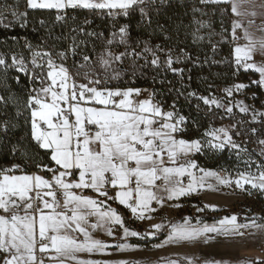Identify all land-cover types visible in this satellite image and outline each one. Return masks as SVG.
Returning a JSON list of instances; mask_svg holds the SVG:
<instances>
[{
    "label": "snow or ice",
    "instance_id": "1",
    "mask_svg": "<svg viewBox=\"0 0 264 264\" xmlns=\"http://www.w3.org/2000/svg\"><path fill=\"white\" fill-rule=\"evenodd\" d=\"M156 2L26 0V7L55 10L57 21L65 20L69 10H88L106 16L116 28L115 22L119 17L127 18L137 11L145 23L151 24L149 8ZM167 2L159 0L161 5ZM199 2L226 5L221 11H230L236 17L231 22L230 41L227 35L222 36L223 42L232 44L234 75L241 69L259 74V79H252L248 84L234 83L224 89L227 97L252 85L264 89V59L255 60L257 53L264 57V37L257 40L249 30L258 15L255 10L249 11V7H259L262 24L257 30L264 33V0H260L259 5L254 0ZM154 10L159 11L158 8ZM193 12L203 10L193 8ZM9 15L12 20H8ZM243 18H248L247 26ZM17 21L21 22V27L25 26L27 11H19L18 5H0V24L7 28ZM194 22L200 28L205 27L203 21L194 19ZM40 24L43 25L44 21L41 20ZM129 27L122 24L112 31L95 60L82 54L80 61H73L71 66L68 64L69 56H76L79 48L75 38L64 51L34 47L25 40L27 56L24 51L13 52L10 56L0 54V68L5 74L11 69L24 74L28 80L26 100L22 105L12 95L7 98L0 95V104H14L17 117L27 113L25 123L30 125L32 141L54 164L37 163L38 171L35 173L25 172L20 165L0 168V264H130L124 260L102 262L81 258V254L104 253L113 247L94 237L93 234L99 230L114 236L112 226L119 225L123 230L121 239L143 235L126 227L122 216L108 201L124 205L138 219H151L145 213L156 211L152 207L153 202L163 206L166 200L178 199L205 188L216 190L218 186L234 185L247 190L245 186L248 185L264 192V163H257L250 157L241 159L240 153L247 152V149L241 148L228 128H210L199 139H185L188 118L176 111L175 104L170 106L171 110H166L155 91L112 85L113 80L121 79L123 75V70L117 71L112 66L117 63L123 65L127 57L132 58L133 69L137 67L136 60L144 59L145 65L150 63L159 68L163 63L167 70L183 76L184 69L173 66L181 63V57L174 58L172 49L165 51L159 44L153 48L144 41L142 51L137 52L129 42ZM159 27L163 30L164 26ZM237 30H241L243 35H238ZM80 32L84 29L80 28ZM224 32L227 33L228 29ZM86 35L97 33L88 32ZM193 35L196 36L195 33ZM241 39L245 43H239ZM113 44L123 45L125 50L114 52ZM215 48L213 45V50ZM180 52L183 53V49ZM161 53L165 57L163 61ZM145 54L151 55L150 61ZM15 80L19 84L20 76L17 75ZM189 95L196 97L194 92ZM197 99L209 108L215 105L228 114L233 112L231 104H221L215 97L200 96ZM235 106L241 113L250 111V106L243 101ZM258 116L264 118V112L253 110L252 121L257 122ZM16 126L11 120L4 119L0 121V132L7 133ZM251 132L255 135L257 129L252 128ZM242 134L235 132L237 136ZM258 144L261 146L260 155L264 156V139H260ZM225 150H236L237 158L247 170L238 171L233 177L226 169L204 168L190 158L196 154ZM253 164L255 172L251 171ZM41 171L50 173L51 179L40 175ZM185 176L189 177L186 185ZM84 190H91L96 195H86ZM110 191L112 195H109ZM159 192L164 195H158ZM204 207L215 209L214 205ZM197 211L203 209L198 208ZM190 220V217H185L183 223L173 224L164 243L194 241L208 233L244 240L255 235L248 229L264 231V224H257L255 219L241 224L237 222L236 215L225 216L211 225L202 224L199 220L193 225ZM161 227V224L153 225L157 231ZM160 246L163 245H157ZM114 247L123 251L130 245L117 243ZM183 259L187 264H194L191 257ZM163 264H181V261L165 259ZM212 264L224 262L214 261ZM244 264H264V259H246Z\"/></svg>",
    "mask_w": 264,
    "mask_h": 264
},
{
    "label": "trees",
    "instance_id": "2",
    "mask_svg": "<svg viewBox=\"0 0 264 264\" xmlns=\"http://www.w3.org/2000/svg\"><path fill=\"white\" fill-rule=\"evenodd\" d=\"M4 4L13 7L18 5L19 11H27L28 22L23 27L20 26V21L14 22L7 28L0 24V54L10 56L13 52L24 51L27 56L28 53L24 44L21 43V38L30 42L34 47L40 46L53 52L67 50L75 38L79 48L76 56H69L68 64L71 66L73 61H80L82 54L90 55L95 60L96 56L104 49L111 32L122 24H128L131 34L129 42L133 48L143 49V42L147 41L153 48L159 44L165 50L172 49L174 58L181 57V63L173 66L183 68V76L167 70L163 64L159 68L153 67L150 63L145 65L144 59L136 60L137 67L133 69V60L131 57H127L123 65L117 63L112 66L117 71L123 70L121 79L113 80L112 85L141 89L151 88L158 93L157 98L164 103L166 110H171L170 106L175 104L176 111L188 118L187 130L184 133L185 139H199L210 128L222 126L228 128L234 138L243 139L249 145L258 144V141L264 138V123H253L244 117H241L240 121L235 120L234 115L229 116L222 110L208 108L202 100L197 99L200 96H208L210 93L221 94L222 91L218 90L220 86L224 87L240 82L249 83L250 80L255 79V73L250 70L245 72L241 69L238 74L234 75L230 42H223L216 39L215 36H210L209 39L204 37L202 41L196 38L199 33L209 34L207 28H200L194 22V19L198 20V17L213 23L216 30L220 28L221 23L228 27L232 14L230 11H221L227 7L226 5H204L200 4L199 0H168L167 3L161 5L157 0L156 4L149 8L151 24L145 23L137 11L127 18L119 17L115 22L116 28H113L114 22L109 18L88 10H69L65 20L57 21L55 10L28 9L26 0H0V5ZM157 8L159 11L154 10ZM193 8H200L203 12L194 13ZM12 19L9 15L8 20ZM41 20L44 21L43 25L40 24ZM85 21H90V23H85ZM159 25L164 26L163 30ZM80 28H83L84 32H80ZM73 29L76 31L73 32ZM88 32H94L97 35L88 36L86 35ZM100 33L103 35H99ZM194 33L196 36L193 35ZM137 41L140 43L137 44ZM213 45H216L215 50H213ZM114 49L119 52L125 50L123 45L117 46L116 44L112 46V50ZM181 49H183V53L180 52ZM145 55L150 61L151 55ZM133 72H135L134 75ZM17 75L20 76L19 84L15 80ZM27 85L28 80L24 74L11 69L5 74L0 68V95H4L6 98L12 95L22 105L26 100ZM247 89L245 91L248 94L252 91L261 94L263 91L255 85ZM193 92L196 93V97L189 95ZM16 110V106L12 103L0 104V121L8 119L17 125L15 128H10L7 133L0 132V168L9 166L15 160L25 167L28 163L33 166L37 163L54 166L45 151L39 149L32 141L30 125L25 123L27 113L17 117ZM236 119L238 118L236 117ZM232 125H236V127L232 128ZM252 128L257 129L255 135L251 132ZM237 131L243 134L237 136L235 135ZM227 151L197 154L192 159L204 168L231 171L235 164L228 156L230 154ZM116 210L124 222L129 225L128 213L122 208H116ZM229 213H235V211L201 215L199 218L204 222H215L220 220L221 216ZM137 232H140L139 228H137ZM167 233L168 229H163L158 235V240L162 241ZM135 243L140 244L141 242Z\"/></svg>",
    "mask_w": 264,
    "mask_h": 264
},
{
    "label": "rangeland",
    "instance_id": "3",
    "mask_svg": "<svg viewBox=\"0 0 264 264\" xmlns=\"http://www.w3.org/2000/svg\"><path fill=\"white\" fill-rule=\"evenodd\" d=\"M254 2L259 5L260 0H254ZM255 10L258 15L254 18L255 24L249 29L255 36L257 40L264 37V34L257 30V27L262 24V17L259 14L260 9L259 7L253 9L249 7V11ZM201 16V15H199ZM233 19H236V17L232 16L230 23L227 27L224 23H221V26L218 30L214 29L213 23H210L208 20H202L198 17V20L203 21L205 23V28H207V31L209 34H202L199 33L197 35L198 37H206L209 39L210 36H215L216 39L222 41V36L227 35L230 39V32H231V22ZM245 20V24L247 26V19L243 18ZM224 29H228V32L225 33ZM238 35H243L241 30H237ZM202 39H198L199 41ZM239 43L243 44L245 41L241 39ZM264 59L259 53L256 54L255 60L261 61ZM251 71V70H250ZM253 72V71H252ZM255 73V72H254ZM255 79H259V74L255 73ZM245 84H248V82H243ZM248 90V89H247ZM262 93L258 94L255 91H252L249 93V99L243 98L239 93H234L232 97H227L225 91H222L221 94H209L208 96L204 97H215L218 101H220L221 104L224 105H232L233 106V112L231 114H228L224 111L223 108H217L215 105H212L211 108H215L217 110L224 111L227 115L232 116L234 115L235 120L240 121L241 117H244L246 120L252 121V114L253 110L257 112H264V89H262ZM242 91H245L242 90ZM255 94V95H253ZM243 101L245 104L250 106V111L248 113H241L239 110V107H236L235 105L237 102ZM203 102V101H202ZM204 104V103H203ZM207 106V105H206ZM209 108V106H207ZM236 117L238 119H236ZM253 123H264V118L257 117V122ZM225 127V126H222ZM221 128V127H219ZM264 139V138H263ZM259 145V144H258ZM260 146V145H259ZM261 147V146H260ZM239 206H243V203ZM197 207H193L195 209ZM159 211H156L153 213L152 220L143 222L142 226H139V233L143 234L142 236H139L138 239H136L138 236H129L126 240L121 239L123 235V230L119 225H113V232L114 236H108L104 230H99L95 232L93 235L96 239H100L108 243L109 245H112L113 247H109L106 249L104 253H94L92 255L88 254H81L82 259H94V260H103L108 261V256H113L118 258L117 260H124L129 261L130 264H163V260L165 259H175L182 261L181 264H187V261L183 259L184 257H191L194 260V264H208L212 261H218L219 258L228 256L229 252H232L233 248L238 249L240 255H245L248 259H264V256H262L255 248L253 247H247V248H238L239 243L241 242L240 238L230 237V236H224V235H218L216 233H208L206 236L200 237L197 240L194 241H181V242H171L167 243V246L164 248H152L150 250L147 249L146 246H149L150 244L154 243L155 240H158V235L163 229H168V233L164 237L167 238L169 233L171 232V226L176 223H183V220L185 217H190V222L193 225L197 224V220H199L202 224L205 222L201 221L199 216L202 214L200 211L197 210H190L175 212L173 211V208L171 206L167 207L166 212L164 213H157ZM207 223V222H206ZM214 223V222H213ZM207 223V224H213ZM125 226L128 227L130 230L137 231V228H132V226L126 224L124 222ZM155 224H161L162 227L157 231L153 228V225ZM137 225H134L133 227H136ZM150 233H155V235H150ZM240 240V241H239ZM141 242L140 244H137L135 242ZM207 241V242H205ZM157 242H160L159 240ZM117 243H126L130 245L129 248L126 250L120 251L117 250L114 245ZM240 249V250H239ZM244 249V250H243ZM111 254V255H110ZM159 257L163 258L160 259H147L148 257ZM114 262V261H113Z\"/></svg>",
    "mask_w": 264,
    "mask_h": 264
},
{
    "label": "crops",
    "instance_id": "4",
    "mask_svg": "<svg viewBox=\"0 0 264 264\" xmlns=\"http://www.w3.org/2000/svg\"><path fill=\"white\" fill-rule=\"evenodd\" d=\"M194 156H197V154L194 155ZM194 156H192L190 158L192 159ZM199 166H201V165H199ZM214 170L219 171L218 169H214ZM221 174L223 175L224 173H221ZM197 175H200V173L197 172ZM183 180H184V183L186 185L188 183L189 177L185 176L183 178ZM77 191L79 192L80 190H77ZM84 194L90 195V196H95V193L92 192L91 190H84ZM112 194L113 193L110 191L109 195H112ZM158 195H164V193L159 192ZM245 197L246 196H245L244 193L239 192V191L230 190L228 186H218L216 190H211V189L205 188V189L199 190L198 192H195V193H192V194H189V195H186V196H182V197H180L178 199L166 200L165 203L163 204V206L153 202L152 207L155 208L156 211H159L157 213H161V214L166 212L167 207L171 206L173 208V211H175V212H180V211H185L186 212L187 210H190V208L195 211L198 208H201V209H203V211H200L202 213L200 215H207V214L214 215V214L222 213L223 211H232V210H234L235 213H229L228 215H225V216H231V215H236L237 216L239 214L238 211H237V207L244 202ZM183 203H187L188 204V208H183L181 206V204H183ZM108 204H110L111 207L114 208V209H116V208L124 209L129 215V217H128L129 223L132 221L133 217H135L137 219V221H138V224H137L136 227H133L130 224L132 226V228H138L139 226H142V224H143V222L145 220L146 221L152 220V218L151 219L145 218V220L144 219H138L137 216L134 215L131 212L130 209L126 208L124 205H120L118 202L108 201ZM177 205H179V206L177 207ZM205 205H214L215 209H213L211 207L205 208L204 207ZM193 207H197V208L193 209ZM156 211L147 212V213H145V216L153 217V213H155ZM225 216H221V218H223ZM215 222H217V221H215ZM207 223H211V222H207ZM209 225H211V224H209ZM247 231L254 232L255 235L254 236H250V237H246L244 240H241V242L238 245V248L242 249V248H247V247H250V248L253 247L262 256H264L259 251V248H258L259 245H264V231H258L256 229H248ZM138 238H139V236L136 239H138ZM237 238H239V237H237ZM166 239L167 238H165L162 241L158 242L159 244L163 245V246H160L158 248H164L165 246H167V243H164L166 241ZM146 247H147L148 250H150L152 248L153 249L157 248V246L156 247H152V248H150L148 246H146ZM232 250H233L232 252L228 253V256H225V258L221 257V258L218 259V261H222V262H224V264H244V261L246 259H248V258H246L245 255H240L238 249L233 248ZM108 257H109L108 261H112V262L113 261L114 262L118 261L117 260L118 258H116V257H113V256H108ZM147 259H149V260H152V259H160V260H162L163 258L151 257L150 256ZM99 261L103 262V260H99ZM212 262H214V261H212ZM212 262H210L208 264H212Z\"/></svg>",
    "mask_w": 264,
    "mask_h": 264
},
{
    "label": "built area",
    "instance_id": "5",
    "mask_svg": "<svg viewBox=\"0 0 264 264\" xmlns=\"http://www.w3.org/2000/svg\"><path fill=\"white\" fill-rule=\"evenodd\" d=\"M57 14V13H56ZM68 17V14H67ZM21 43L24 44L25 39L21 38ZM231 47L232 44L230 43ZM135 50L137 52H141L142 48H135ZM114 52H119L117 49L113 50ZM167 51V50H165ZM161 60H164V55L161 53ZM163 64V63H162ZM120 65V64H119ZM234 83L227 85V86H220L218 87L219 91H224V89L229 88L231 85H233ZM143 89H147L149 92H152L153 89L151 88H143ZM234 93H239L243 98L245 99H249V95L246 91H240V92H234ZM233 93V94H234ZM215 128V127H214ZM233 139L241 145L242 149H247V152H241L240 153V157L241 159H248L249 157L253 160L256 161L257 163H264V156L260 155V151H261V147L258 144H252L249 145L248 142H245V140H240L237 138ZM229 157H231L232 162L235 164L234 169H232L231 171H227L228 173H231V175L233 177L236 176V173L238 171H246V165L243 164L241 162L240 159L237 158L236 155V150H228L227 151ZM210 154H212L210 152ZM12 165H20L21 168L28 173H35L38 171L36 165L33 166L30 163L26 164L27 167H25L23 164H21L20 162H18L17 160L13 161L9 166L7 167H11ZM220 170V169H218ZM251 171L255 172L256 171V167L255 164L252 165V169ZM17 174H20L19 172H17ZM40 175L45 176L46 179H51V174L50 173H46V172H40ZM225 174V173H224ZM245 188L247 190H242L240 188H235V186L233 185L232 187H229L230 190H234V191H239L245 194V200L243 202V206H238L237 207V211H238V215H237V222L244 224V223H251V221L253 219H255L257 224H264V214H261V207H264V192H261L257 189H251L250 186L246 185ZM249 191L251 192V195H249ZM96 195V194H95ZM181 206L183 208H188V204L187 203H183L181 204ZM130 224L132 226L137 225L138 221L135 217H133L132 221L130 222ZM159 243L158 242H154L152 244H150L148 247H156ZM259 251L264 255V245H259L258 246Z\"/></svg>",
    "mask_w": 264,
    "mask_h": 264
},
{
    "label": "bare ground",
    "instance_id": "6",
    "mask_svg": "<svg viewBox=\"0 0 264 264\" xmlns=\"http://www.w3.org/2000/svg\"><path fill=\"white\" fill-rule=\"evenodd\" d=\"M261 214H264V207H261ZM158 245H162V244H158Z\"/></svg>",
    "mask_w": 264,
    "mask_h": 264
}]
</instances>
